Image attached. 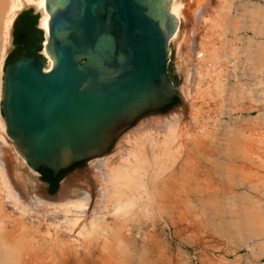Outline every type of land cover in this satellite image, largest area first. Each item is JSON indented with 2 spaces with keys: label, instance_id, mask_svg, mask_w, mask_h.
I'll use <instances>...</instances> for the list:
<instances>
[{
  "label": "rangeland",
  "instance_id": "374dc122",
  "mask_svg": "<svg viewBox=\"0 0 264 264\" xmlns=\"http://www.w3.org/2000/svg\"><path fill=\"white\" fill-rule=\"evenodd\" d=\"M182 2L186 26L170 44L167 70L186 87L188 98L182 95L173 105L142 116L122 135L145 118L183 110L184 119L172 123L176 144L169 167L152 170L159 175L158 185L175 174L167 190L172 200L160 196L158 205L153 195L162 191L157 186L153 199L143 193L123 216L115 214L113 203L109 221L97 220L83 230H70L69 218L56 217L65 214L62 207L40 204L29 221L36 239L50 238L52 244L47 241L49 247L34 263L264 264V0ZM24 204L19 198L17 214L27 208ZM119 216L123 230L131 227L130 235L107 232ZM55 230L65 237L54 238Z\"/></svg>",
  "mask_w": 264,
  "mask_h": 264
},
{
  "label": "water",
  "instance_id": "95a60500",
  "mask_svg": "<svg viewBox=\"0 0 264 264\" xmlns=\"http://www.w3.org/2000/svg\"><path fill=\"white\" fill-rule=\"evenodd\" d=\"M170 0H44L20 9L1 73L5 133L56 195L86 160L108 154L138 118L180 98L167 70ZM45 48L52 66L45 70Z\"/></svg>",
  "mask_w": 264,
  "mask_h": 264
},
{
  "label": "bare ground",
  "instance_id": "6f19581e",
  "mask_svg": "<svg viewBox=\"0 0 264 264\" xmlns=\"http://www.w3.org/2000/svg\"><path fill=\"white\" fill-rule=\"evenodd\" d=\"M29 5H32L42 16L40 28L44 33L43 43L45 44L48 38L47 20L50 16L45 10L44 0H0V91L2 64L11 48L12 20L20 9ZM168 12L177 19V25L168 39L169 57L170 44L181 36L187 19L182 0H170ZM193 49L188 48L191 52ZM41 50H44V53L42 51L41 53L46 57L44 69L48 70L52 66V61L46 49ZM186 52L188 53L187 50ZM178 92L180 98L182 95L188 98L189 93L185 86H178ZM184 116L183 110L176 108L166 116H152L143 119L136 127L137 129L124 137L123 133L121 135L123 138L120 136L122 139L115 150L112 149L113 151L108 154L86 160L88 164L85 169L78 170V168L68 177L63 188L56 195L47 196L40 186L35 171L18 154L12 139L9 140L10 137L5 133L6 124L0 115V264H37L34 262H37L40 257L41 252L39 251L43 252L49 247L47 241L52 244L50 238L46 242L37 240L32 230V223L29 221V218L34 217L31 216V212L39 211L40 204L55 205V208L62 207L65 214L59 213L56 217L60 221L69 218L70 230L76 227L83 230L88 225H95L97 220L100 222L108 220V210L113 203L116 205L115 214L122 212L120 216H123L126 209L138 203L143 193H147V199H153L152 190L154 192L157 186L162 194L153 195L155 202L158 205L161 204L160 196L165 202L167 199L171 201L172 195H169L167 190L171 189L168 184H173V180H176L175 174L170 173L166 180L158 185L159 175L155 177L152 170L156 167L159 169L169 167L167 160L172 158L171 148L176 142L175 128L172 123L181 122ZM149 128H153L155 134L152 135ZM186 165L187 163L180 167L182 173ZM19 198L23 200L25 206L28 205L24 210L22 208L21 214L16 212ZM139 205L141 206V203ZM26 212H30V216L26 217ZM120 216L107 229L111 236L120 235L124 228L122 222L124 217ZM54 217L49 216L48 218L52 220ZM124 230L128 235L131 234V227L126 226ZM60 231L59 233L58 230L54 231V238L56 235L61 239L65 237L64 231Z\"/></svg>",
  "mask_w": 264,
  "mask_h": 264
},
{
  "label": "flooded vegetation",
  "instance_id": "af4514ba",
  "mask_svg": "<svg viewBox=\"0 0 264 264\" xmlns=\"http://www.w3.org/2000/svg\"><path fill=\"white\" fill-rule=\"evenodd\" d=\"M38 27L40 28V26H39V25L37 26V28H38ZM11 41H12V40H11Z\"/></svg>",
  "mask_w": 264,
  "mask_h": 264
},
{
  "label": "trees",
  "instance_id": "16d2710c",
  "mask_svg": "<svg viewBox=\"0 0 264 264\" xmlns=\"http://www.w3.org/2000/svg\"><path fill=\"white\" fill-rule=\"evenodd\" d=\"M38 50H40V49H38Z\"/></svg>",
  "mask_w": 264,
  "mask_h": 264
}]
</instances>
